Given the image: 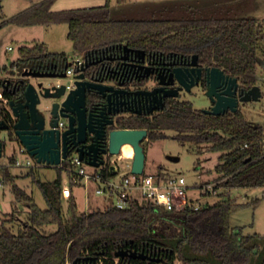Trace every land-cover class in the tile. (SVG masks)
Wrapping results in <instances>:
<instances>
[{"label":"trees","instance_id":"1","mask_svg":"<svg viewBox=\"0 0 264 264\" xmlns=\"http://www.w3.org/2000/svg\"><path fill=\"white\" fill-rule=\"evenodd\" d=\"M53 1L45 0L10 22L22 27L67 23L68 38L76 54L84 58L122 44L152 53L197 54L202 63L237 78L241 90L248 91L259 84L264 24L254 18L222 7L208 11L165 10L115 19L111 17L110 0L103 6L65 11H53ZM68 60L66 54L51 53L35 42L21 46L19 59L10 67L19 71L47 70L52 65L64 68ZM3 96L13 99L9 90L4 89ZM92 96L89 94L88 99ZM118 127L145 129L151 141L166 139L167 132L173 131L174 139L197 146L200 152L202 145L207 144L209 152L220 154L214 168L218 177L212 183L227 192L217 195L216 203L198 210L192 205L168 211L151 202L132 201L126 209L107 206L85 212L78 209L74 195L68 198L65 210L63 169L57 167L58 176L51 182L37 180L31 170L27 175L33 176L48 203L43 210L18 185V177L10 167L3 166L1 182L10 185L16 201L29 210L17 232L2 225L0 264H68L87 255H99L103 264H116L115 253L130 245L139 251L165 248L171 252L170 263L179 260L182 264H264V238L246 235L243 228L231 225L232 215L251 205L238 203L231 190L264 187V126L253 125L240 108L235 113L214 116L195 109L191 102L171 100L155 117L134 119ZM14 161L11 157L10 162ZM102 173L110 176L109 168H102ZM259 203L260 199L252 202ZM50 227L56 229L49 231Z\"/></svg>","mask_w":264,"mask_h":264},{"label":"rangeland","instance_id":"2","mask_svg":"<svg viewBox=\"0 0 264 264\" xmlns=\"http://www.w3.org/2000/svg\"><path fill=\"white\" fill-rule=\"evenodd\" d=\"M45 0H0V67L8 66L0 71V78L13 79L21 76L17 68L10 67L18 54L19 48L24 45L31 46L34 41L43 44L51 53L66 54L70 62L78 55L74 50L73 42L68 38L69 25L67 23H54L38 25L33 27H20L11 23V19L21 13L32 9L34 6ZM108 0H54L51 6L53 11L75 10L103 6ZM111 17L115 19L130 16H146L151 12H161L165 10H181L187 8L197 9H220L231 10L239 16H246L256 19L260 24H264V0H110ZM260 51L261 65L259 66V86L262 90V98L259 101L243 103L241 110L245 112L248 120L253 125L264 126V42ZM11 48V49H10ZM36 84L38 80L30 79ZM45 85L50 84V80H42ZM57 81H54L56 83ZM60 83H70L68 78L59 81ZM182 100L193 103L195 109L205 110L211 106L209 97L201 87H196L192 94H182ZM49 100H43L39 106L41 110H46L50 106ZM6 108V104L0 101V112ZM2 113V112H1ZM168 138L151 141L146 138L143 146L146 153L145 171L147 173L166 172L170 175L182 176L188 186H190L189 196L195 203L202 205L214 204L219 200L217 195H203L199 187L206 183H212L218 177L214 168L218 164L219 153L209 152L207 144L202 145L201 150L197 146L182 144L174 139L175 132L168 131ZM1 140L5 143L4 155L0 158V170L3 166H9L12 174L17 176V183L25 189L34 199L35 203L43 210L48 208V203L34 181L33 176L27 174L32 170L34 177L43 182H51L58 176V168L48 166L38 161L29 153H22V144L13 137L9 138L8 131L0 133ZM74 155V153H73ZM14 157L25 161L28 158L33 162V168L15 167L10 158ZM74 157V156H72ZM111 157V156H110ZM107 158V162L110 161ZM128 162L125 160L124 164ZM132 162V160H131ZM63 173V186L68 181V172ZM1 177V172H0ZM223 191L221 194L226 193ZM231 195L236 197L238 203L251 205L236 211L231 217V225L235 228H243L246 235H259L264 238V187L232 189ZM78 209L80 211L91 212L96 209H105L108 203H116V198L105 201L102 197L95 195L94 189L89 192L84 187L74 189ZM141 203L146 202L141 194H135ZM260 199L258 205L252 202ZM69 199L64 197V209L68 208ZM29 208L22 202H18L12 192L10 185H5L0 180V233L3 231L2 225L17 232L23 220L27 218ZM54 231L55 227L47 228ZM261 251H264V241L261 242ZM175 264H182L179 260Z\"/></svg>","mask_w":264,"mask_h":264},{"label":"water","instance_id":"3","mask_svg":"<svg viewBox=\"0 0 264 264\" xmlns=\"http://www.w3.org/2000/svg\"><path fill=\"white\" fill-rule=\"evenodd\" d=\"M121 47L125 53H134L136 56L139 53L144 54L143 50H135L126 44ZM84 59V65L76 70L75 86L71 89H67L66 84H59V81L67 78L66 71L71 66L70 62L66 63L61 71L58 70V65L53 66L51 71L32 68L18 71L21 74L19 86L25 85V87L20 86L12 91L13 99L8 102L13 115V129L16 131V136L38 163H44L48 166H58L62 158L68 157L73 145V149L79 153L80 159L86 160L92 166L100 167L105 162L104 155H119L123 146L130 144L135 153L132 171L134 174H143L146 164L143 141L148 137V131L145 129H110L114 125L112 124L113 121L107 123L93 121L88 106L89 94L93 92L100 94L103 98H107L110 103H113L114 101L111 99L121 91L113 86H107L88 78L86 72L94 62L91 61V56ZM197 64L198 55L195 54L192 65L196 66ZM137 71H141V67ZM207 72L206 95L214 105L210 109L203 110L206 114L221 116L227 112L235 113L239 110L241 103L259 101L262 98V90L259 85L253 86L248 91H239L238 79L227 75L223 69L209 67ZM177 77L181 84L185 85L187 91H191L198 84L194 81L187 84L179 69L177 70ZM25 78L50 80L51 82L48 85H45L44 82L26 83ZM11 81L8 78L3 80L5 90H9ZM54 81L57 82L54 83ZM159 91L160 89H154L148 93L156 94ZM141 93L143 91H137L133 94ZM175 96H178L177 90L165 92L162 97ZM43 100L51 101L46 110L39 108ZM163 106L161 99L159 107L162 108ZM64 119L69 124H67L66 130L62 131L59 128V123ZM3 124L7 123L0 121V131L8 130L9 126ZM4 149L5 144L0 138V158L4 155ZM109 170L112 174L118 172L115 164H112ZM115 256L122 258L127 256L140 257L142 259L148 257L145 252L139 254L132 250L118 251ZM81 259H90L96 262V257H84L77 258L72 264H77Z\"/></svg>","mask_w":264,"mask_h":264},{"label":"flooded vegetation","instance_id":"4","mask_svg":"<svg viewBox=\"0 0 264 264\" xmlns=\"http://www.w3.org/2000/svg\"><path fill=\"white\" fill-rule=\"evenodd\" d=\"M122 45L97 51L91 57V61L94 63L86 72L88 78L97 80L99 83L107 86H113L121 91L113 96L111 99L114 101L113 103H110L107 98H103L100 94L94 92L91 93L93 96L88 100V106L90 107L94 122L99 121L101 123L103 121L104 123H107L113 121L112 124L114 125L111 126L110 129H119L118 124H129L134 119L155 117L165 109L168 101H186L181 99L182 94H192L196 87H201L206 94L208 85L207 69L213 66H208L202 63L199 56L198 64L194 66L192 65L194 55L177 54L174 52L152 53L143 50L144 54L139 53L136 56L134 53H125L124 49L121 47ZM135 50L142 49L137 48ZM125 56L126 59H124ZM53 66L55 65H52L50 69H47L46 71H51ZM139 67H141V71H137ZM62 69L63 68H60L59 66L58 70L61 71ZM178 69L181 70L182 77L187 84L192 81L196 83L198 82L191 91H187L185 85L183 86L179 81L177 77ZM200 69L201 72H199ZM11 80L12 81L9 84L10 92L18 89L20 86L25 87V85L19 86V81L21 80L20 75ZM25 81L26 83L31 82L29 78H25ZM41 81L42 80H38L36 84ZM154 89H160V91L156 94L148 93ZM175 90L178 91V96L167 98L162 97L165 92ZM240 90L239 87V91ZM137 91H143V93L137 95L133 94ZM161 99L164 105L162 108L159 107ZM242 104L243 103L240 104V108ZM213 105L214 104L211 101V106L208 109ZM9 109L11 110L8 104L5 108L6 112H0V121H5L7 124L3 125L9 126L8 130L2 131H8L9 138L12 139L15 137L14 139L20 143L16 136V131L13 129V115L12 111L10 112ZM150 110L152 111L150 112ZM8 116L9 118H7ZM9 119H11L12 122L9 121ZM63 122L65 123L64 130H66L69 122L66 119H64ZM2 131H0V133ZM42 135L44 136V134ZM71 150H74L73 145ZM109 157L110 155L103 156L105 161ZM126 250L137 251L139 254L145 252L148 257L142 259L140 257L127 256L122 258L115 256L116 264H132V261H140L144 264H175V262L170 263L168 260L171 252L165 248L150 247L139 251L130 245L121 247L118 251ZM85 257H96V262L90 259H81L77 264H103V261L99 259V255H87Z\"/></svg>","mask_w":264,"mask_h":264},{"label":"built area","instance_id":"5","mask_svg":"<svg viewBox=\"0 0 264 264\" xmlns=\"http://www.w3.org/2000/svg\"><path fill=\"white\" fill-rule=\"evenodd\" d=\"M68 61L70 62V60ZM84 62L85 59L81 56H77L70 62L71 66L66 71L67 78L70 80V83L66 84L67 89L75 86L76 70L80 69ZM3 91L4 87L2 85L0 87V101L8 105L9 100L4 98ZM9 111L11 112L10 109ZM64 124L62 120L59 123V128L62 131L65 129ZM20 151L29 153L23 145ZM127 159L128 162L124 164ZM112 164L116 165L118 172L116 174L110 172V176H105L102 173V168H110ZM132 164L133 158H125L121 152L119 155L111 156L109 162L106 160L100 167H95L86 160L80 159L77 151L71 150L68 157L66 159L62 158L61 163L54 167H59L68 172V181L63 186V196L65 198L74 195L73 192L76 187H84L89 192L93 188L95 195L102 197L105 201L116 198V203H108L106 206H114L118 209H126L129 207L130 202L138 201L135 196L137 193L141 194L147 202L163 207L168 211L182 210L192 205L196 210L203 207L202 204L195 203L190 198V186L187 185L182 176L170 175L163 171L156 173L144 171L143 174H134ZM13 165L19 168H33V162L29 158L25 161L15 158ZM216 186V183H206L195 187L200 189L203 195H219L224 189H217ZM68 264L72 263L69 262Z\"/></svg>","mask_w":264,"mask_h":264},{"label":"bare ground","instance_id":"6","mask_svg":"<svg viewBox=\"0 0 264 264\" xmlns=\"http://www.w3.org/2000/svg\"><path fill=\"white\" fill-rule=\"evenodd\" d=\"M122 153L125 158H133L135 154L134 149L130 144L123 146Z\"/></svg>","mask_w":264,"mask_h":264},{"label":"crops","instance_id":"7","mask_svg":"<svg viewBox=\"0 0 264 264\" xmlns=\"http://www.w3.org/2000/svg\"><path fill=\"white\" fill-rule=\"evenodd\" d=\"M35 26H38V25H35ZM20 27H22V26H20ZM28 27H33V26H28ZM35 42H38V41H34V43H35ZM38 43H40V42H38ZM24 46H28V45H24ZM31 46H32V45H31ZM18 59H19V54H18L17 58H16L14 61H17ZM14 61H12V62H14ZM12 62H11V63H12ZM11 63H10V64H11ZM5 66H8V64H5V65H3L2 67H0V71L3 70V69L5 68ZM73 194H74V192H73Z\"/></svg>","mask_w":264,"mask_h":264}]
</instances>
